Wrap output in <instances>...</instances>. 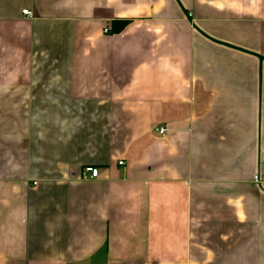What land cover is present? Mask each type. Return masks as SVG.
I'll return each mask as SVG.
<instances>
[{"label": "crops", "instance_id": "1", "mask_svg": "<svg viewBox=\"0 0 264 264\" xmlns=\"http://www.w3.org/2000/svg\"><path fill=\"white\" fill-rule=\"evenodd\" d=\"M0 264H264V0H0Z\"/></svg>", "mask_w": 264, "mask_h": 264}, {"label": "built area", "instance_id": "2", "mask_svg": "<svg viewBox=\"0 0 264 264\" xmlns=\"http://www.w3.org/2000/svg\"><path fill=\"white\" fill-rule=\"evenodd\" d=\"M23 12L31 14V11L29 9H24ZM159 131L165 132L166 127L165 126L159 127ZM120 163H123V160H120ZM84 176L85 177H97V176H99V168L96 166H92V165L87 166L86 167V173Z\"/></svg>", "mask_w": 264, "mask_h": 264}]
</instances>
